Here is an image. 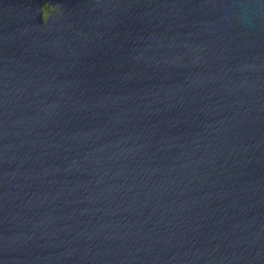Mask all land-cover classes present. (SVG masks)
<instances>
[{"label":"water","instance_id":"1","mask_svg":"<svg viewBox=\"0 0 264 264\" xmlns=\"http://www.w3.org/2000/svg\"><path fill=\"white\" fill-rule=\"evenodd\" d=\"M0 264H264V0H0Z\"/></svg>","mask_w":264,"mask_h":264}]
</instances>
